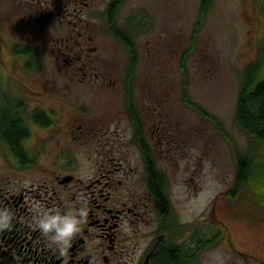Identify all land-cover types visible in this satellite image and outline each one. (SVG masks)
<instances>
[{"label":"flooded vegetation","instance_id":"af4514ba","mask_svg":"<svg viewBox=\"0 0 264 264\" xmlns=\"http://www.w3.org/2000/svg\"><path fill=\"white\" fill-rule=\"evenodd\" d=\"M21 2L28 9L37 4L39 19L55 18L65 30L52 37L23 21L21 45L0 37V62L18 63L19 52L21 64L37 66L39 41L65 49L69 59L63 61L83 70L71 83L93 93L102 107L54 109L4 94L2 101L22 103L26 132L12 146L0 140L1 157L10 164V171L0 173V208L15 216L14 226L0 232V264H164L173 249L179 264H195V242L183 236L169 196L167 168L179 139L166 129L159 106L136 98L134 76L130 82L127 70L121 83L101 59L99 0ZM83 201L88 215L82 231L61 256L33 226L34 206L63 212Z\"/></svg>","mask_w":264,"mask_h":264},{"label":"rangeland","instance_id":"374dc122","mask_svg":"<svg viewBox=\"0 0 264 264\" xmlns=\"http://www.w3.org/2000/svg\"><path fill=\"white\" fill-rule=\"evenodd\" d=\"M109 2H98L95 22L100 31L99 55L122 83L129 56L123 43L110 35ZM200 3L125 0L115 23L128 31L130 23L140 16L145 21L146 29L133 37L138 54L133 87L137 99L147 97L149 107L159 106L166 129L179 139L167 170L172 212L185 230L183 236L222 232L214 245L196 253L195 264H264V205L251 194L253 189L235 198L229 196L236 177L234 148L244 153L250 147L235 114L243 71L260 51L264 53V0H214L196 46L188 53ZM24 5L21 0H0V37L9 44L21 45L19 29L23 21L48 36L64 32L61 21L35 15L37 4L30 9ZM36 44L37 66L21 64L23 54L19 52L14 53L18 63L0 62V106L8 92L54 109L84 104L93 109L102 107L93 93L72 84V78L81 77L83 70L74 71L63 61L69 59L65 49L60 52L59 47L40 41ZM185 53L189 97L220 123L228 139L216 121L185 103ZM3 54L8 55L6 51ZM2 154L0 148V173L10 171Z\"/></svg>","mask_w":264,"mask_h":264},{"label":"trees","instance_id":"16d2710c","mask_svg":"<svg viewBox=\"0 0 264 264\" xmlns=\"http://www.w3.org/2000/svg\"><path fill=\"white\" fill-rule=\"evenodd\" d=\"M125 0H111L107 9V18L110 28L117 34V38L126 47L129 56V67L127 75L133 78L138 62V54L134 43V35L146 29L145 21L140 16L136 21H132L129 30L119 29L115 23L117 13L121 9ZM214 0H201L198 20L195 24L191 38L190 53L196 46L197 38L201 27L206 21L208 13L213 6ZM186 53L182 60V73L184 76V101L192 107L197 113L207 119L216 121L199 105L193 103L187 91V71H186ZM24 107L21 102L2 101L0 106V140H4L11 146L16 144L25 135L24 126ZM236 124L247 134L250 140V147L246 152H240L234 148V160L236 164V177L234 186L229 191V196L235 198L243 192H251L264 205V53L260 51L259 57L250 63L243 71L242 83L238 96L236 114ZM218 125L219 122L216 121ZM220 125V131L223 132ZM224 133V132H223ZM225 134V133H224ZM226 135V134H225ZM226 138L228 139L227 135ZM247 188V189H246ZM200 232L192 234L191 238L196 245V253L199 250L215 244L221 239L222 232L201 234ZM164 259V264H179L176 251L173 249Z\"/></svg>","mask_w":264,"mask_h":264},{"label":"clouds","instance_id":"9594fccd","mask_svg":"<svg viewBox=\"0 0 264 264\" xmlns=\"http://www.w3.org/2000/svg\"><path fill=\"white\" fill-rule=\"evenodd\" d=\"M37 215L33 226L49 240L61 256H66L73 247V242L81 233L85 218L88 215L87 202L83 201L78 208L61 212L58 209L44 210L42 205H35ZM15 216L10 209L0 208V232L14 226Z\"/></svg>","mask_w":264,"mask_h":264}]
</instances>
